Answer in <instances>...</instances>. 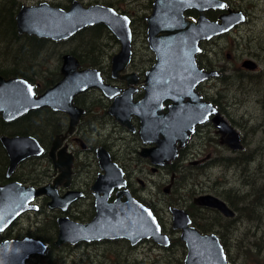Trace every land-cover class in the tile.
<instances>
[{
    "label": "flooded vegetation",
    "instance_id": "flooded-vegetation-1",
    "mask_svg": "<svg viewBox=\"0 0 264 264\" xmlns=\"http://www.w3.org/2000/svg\"><path fill=\"white\" fill-rule=\"evenodd\" d=\"M66 1L42 0L30 6L47 2L52 7L68 10L75 0ZM77 1L84 7L102 4L129 17L132 31L131 56L124 70L117 72L113 69V57L121 50L122 44L103 23L89 25L73 37L59 40L20 33L16 17L20 8L27 5L20 3L16 13H13L18 31V37L13 38V50L25 47L26 51L21 53L24 56L34 51H47L51 59L56 57L53 68L47 66L52 78L44 82L34 72L28 74L15 70L3 73L1 68L0 77L24 78L33 85L36 95H40L61 81L63 58L66 54H72L80 61L79 70L97 71L101 84L77 89L72 103L79 108V114L43 106L19 114L11 120L0 115V186L7 187L14 182L13 184L19 183L17 187L22 192L28 187H32L34 192L46 189L41 194H34L30 205L35 208L20 213L4 229H0V243L32 238L47 246L43 253H32L26 264H88L95 261L125 264L122 260L129 257L131 248L146 244L158 245L152 239L133 243L126 237L76 239L61 244H57V241L59 220L67 218L79 224H88L97 215L98 197H105L109 204L118 197L126 201L130 195L153 211L162 232L168 236L170 246L174 248V254L180 246L185 248V256L179 264H184L187 246L180 238L182 228L174 227L175 208L188 214L189 226L194 227L201 235L215 234L225 252L227 249V256L231 258L226 245L230 231L236 232L239 229L240 215L249 217L250 220L256 217L240 212L238 204L229 200L230 194L237 196L241 192L224 188L221 198L215 195L234 212V215L227 216L216 207L195 202L197 197L210 194L209 185L204 187V191L194 192L188 186V191L180 194L176 187L181 178L193 181L195 172L202 170L208 162L212 163L217 157L214 154L216 152L226 162L240 160L241 151L245 149H234L222 142L221 129L215 118L220 116L242 135V119L233 113V108L242 115L264 114V6L258 3L260 0H222L226 4L223 9L211 8L206 11L211 20H219L221 15L230 10H241L245 13L246 20L229 31L199 43L200 50L195 55L198 74L187 72L183 76L189 87L197 80L194 88L187 90L189 96L183 95L181 101L178 98H159V101L152 104L146 103V99L162 97L166 90L162 84H156L153 89V82L148 81L149 75L147 76L148 71L155 69L159 61L158 53L150 47L147 38L148 17L152 15L153 2L156 0ZM197 17L196 9L187 10L184 14V18L190 21ZM70 40L76 44L74 47H60V44ZM98 40L108 47H98ZM138 42L142 43L141 47ZM247 60L254 61L257 67L253 69L245 66ZM206 74L209 76L199 79ZM177 77L173 80V86H179L180 81L186 82L183 77ZM195 96L199 98V102L208 105L209 110L216 111L206 113V108H200L204 114L194 115L201 121L193 124L195 119L185 120L187 114H176L175 111L178 105H186ZM141 106L144 108L139 109ZM146 106L152 114H145ZM171 109L173 112L168 114ZM147 115L148 120L145 118ZM147 124L154 127H147ZM18 137L34 138L39 143L41 152L27 156L12 167L5 141ZM242 141L246 142L244 135ZM162 146L167 150H175L176 155L155 160L151 152ZM111 163L122 171V183L114 186L110 183L98 184L99 177L106 172L105 164ZM222 179L223 177L220 180ZM154 188L156 193L153 192ZM147 189L152 190L151 194H147ZM176 193L172 200L165 199ZM163 199L167 203L165 208L157 205V201L162 202ZM26 220L29 223L24 226ZM231 235L229 238L233 240L235 234ZM62 248L75 249V253L56 252ZM76 257L79 258L70 260ZM142 262L174 264L171 258L167 261L164 256Z\"/></svg>",
    "mask_w": 264,
    "mask_h": 264
},
{
    "label": "water",
    "instance_id": "water-1",
    "mask_svg": "<svg viewBox=\"0 0 264 264\" xmlns=\"http://www.w3.org/2000/svg\"><path fill=\"white\" fill-rule=\"evenodd\" d=\"M153 3L152 15L148 17L147 38L150 47L158 53L159 61L155 69L148 71L147 76L149 75L148 81L153 82V89H155L156 84H162L166 90H164L162 97H149L148 100L146 99V103L153 104L161 98L176 100L178 98L181 101L182 96L188 95L187 90L194 88L197 81H194L189 87V83L183 76L187 72L198 74L195 55L200 50L199 43L229 31L238 23L244 22L246 15L241 10H230L228 13L221 15L219 20H211L206 11L211 8L223 9L226 4L222 0H156ZM190 9L198 11L196 20L190 21L184 18L185 12ZM16 22L20 33L55 40L71 38L89 25L103 23L119 38L122 44L121 50L113 57V69L117 72L124 70L131 56L132 31L129 17L121 15L115 9L102 4L84 7L81 2L75 0L68 10L52 7L47 2L36 6L23 5L17 14ZM63 62L61 81L55 87L40 95H36L33 85L24 78L6 79L0 77V115L7 120H11L19 114L43 106H52L56 109L65 110L70 114H79V108L74 107L72 103L74 94L83 87L100 85L101 78L97 71L92 69L79 70L80 61L72 54H66ZM244 64L253 69L257 67L250 60L245 61ZM174 65H177V67L174 68ZM176 76L180 79L183 77L186 82L180 81L179 86H173V80ZM207 76L209 74L201 76L199 79ZM185 104L178 105L175 112L176 114H187L185 120L192 118L193 121L195 119L193 124L201 121L194 115L204 114L200 108H206V113L216 111L214 109L209 110V106L199 102V98L196 96L193 101L189 100ZM142 107L144 108V106H141L139 109H143ZM113 112L114 110H112ZM172 112L171 109L168 114ZM145 114H152L147 106ZM145 118L148 120V115ZM214 120L221 129L222 142L234 149L241 150L243 148L241 134L220 116ZM147 127H154V125H148ZM5 145L10 155L12 167L27 156L41 152L39 143L32 137L13 138L5 141ZM151 155L155 160H160L161 157L163 159L174 157L176 151L167 150L162 146L152 150ZM105 165L106 172L99 177L97 183H110L113 186L121 184L122 171L112 163L111 165ZM13 183L12 186H0V229H4L20 213L35 208L34 205H30L34 194H41L46 191L45 188H41L34 192L32 187H28V190L25 189L22 192V189L17 187L19 183ZM97 201V215L90 223L83 225L67 218L59 220L60 231L57 244L76 239L101 240L126 237L133 243L143 238H152L159 244L170 245L169 238L162 233L161 225L152 210L134 197L129 195L126 201H122L118 197L113 203L109 204L105 197H98ZM195 202L216 207L227 216L234 215L232 209L215 195L208 194L197 197ZM173 215L174 227L182 228L180 238L186 242L187 246L184 264H231L222 243L215 234L201 235L194 227L189 226L190 218L188 214L182 213L177 208L173 209ZM46 248V245L32 238L1 242L0 264H26L27 258L32 253H43Z\"/></svg>",
    "mask_w": 264,
    "mask_h": 264
},
{
    "label": "rangeland",
    "instance_id": "rangeland-1",
    "mask_svg": "<svg viewBox=\"0 0 264 264\" xmlns=\"http://www.w3.org/2000/svg\"><path fill=\"white\" fill-rule=\"evenodd\" d=\"M37 1L42 0H19L20 3L27 4V6L35 4V2ZM52 1L67 2L66 0ZM258 3L264 6V0H260L258 1ZM0 15H2V13ZM262 20L264 21V16ZM142 43L138 42L139 47L142 46ZM75 45L76 44L73 43L72 40H70L65 44H60V47L72 48ZM97 46L108 47L106 43H101V40H98ZM21 53L22 52L20 50H13V47H7L5 43L1 42V70L12 69L16 71H23L25 73L34 72L44 82L51 80L52 75L47 70V66L53 68L54 64L56 63V57H53L51 59L47 51H34L26 56L22 55ZM24 57L25 59H23ZM261 89H263V86L261 87ZM233 110V113L238 114V118L240 120L242 119L241 131L242 135L245 136L246 141L245 143L244 141L241 142L243 145L242 149L252 152L254 157L244 165L240 164L239 162H226L224 160V157H222L220 160L215 159L212 163L208 162L206 165H204L202 167V170L195 172L193 181L189 182V179L186 180L185 178H181L177 184L176 190L178 194H180L182 191H188L189 186L190 190H192L193 192L195 190L204 191V187L206 185H209L210 194L216 195L220 198L221 196H223L224 188L240 191V196L236 200H234L238 204L240 212H242V207H253L255 208L256 217L250 220L249 217L240 215L241 220H239V229L236 232L234 230L230 231L227 238L228 245H230V262L232 261L231 264H242L244 261H246V264H259L253 256H250V254L246 255V253H239L238 244L242 240V238L246 236H248V241L250 242L256 241L257 238H260L262 236L264 237V114H243L246 116V118H248V120H245L242 114L236 112V108H233ZM205 147L208 148L207 145H205ZM205 151L207 153L209 152L207 151V149H205ZM214 154H217V157H219V152H216ZM208 158H210V156L206 157V160ZM221 177H223L222 180H220ZM217 178H219V180H217ZM163 179L164 178H162V180ZM243 190H247L248 192L244 193ZM151 191V189H147L146 192L149 195L151 194ZM153 192L156 193L155 188ZM176 195L177 193L173 194L171 197L166 196L165 199L172 200L176 197ZM157 205L163 206L165 208V206H167V203H165L163 199L162 202L157 201ZM28 223L29 220H26L23 225L27 226ZM231 234H235L233 240L229 238ZM247 244V241L244 240L243 246L247 247ZM262 245L263 247L258 251L259 257L264 256V242L262 243ZM184 250L185 248L180 246L179 248H177V251L174 254V248L172 246L166 249L146 244L137 246L136 248H131L129 257L125 258L122 261L125 264H137L145 259L164 256L167 259L171 258L174 264H179V261L183 260V257L185 256ZM56 252L61 254H74L75 249L62 248L60 250H57ZM78 258L79 257H76L70 260H77ZM88 264L113 263H109V261H95ZM114 264L121 263L119 262Z\"/></svg>",
    "mask_w": 264,
    "mask_h": 264
},
{
    "label": "trees",
    "instance_id": "trees-1",
    "mask_svg": "<svg viewBox=\"0 0 264 264\" xmlns=\"http://www.w3.org/2000/svg\"><path fill=\"white\" fill-rule=\"evenodd\" d=\"M19 5H20V2H18L17 0H0V14L2 13V15H0V43L1 42L5 43L7 45V47H8V45L10 47H14L13 38L16 39L18 37L17 25L15 22L14 14L16 13ZM31 49H32V47L30 46V50ZM18 50H20L21 52H24V51H26V48L24 47V48H20ZM11 71H15V70H12V69L1 70V72H3V73H8ZM1 121L2 120L0 118V122ZM253 157H254V155L252 154V152L244 150V151H241V158L237 162L244 165L248 161H250ZM215 159L220 160L219 157L214 158V160ZM228 162H231V161L229 160ZM217 180H219V178H217ZM239 196L240 195L235 196V195L230 194L229 200L234 201ZM241 211L246 213L247 216L249 214L250 217L254 216L256 213L255 208H253V207H242ZM223 233H224V231H223ZM226 233H228V231ZM244 240L247 241V243H248L247 247L243 246ZM263 242H264L263 236L260 238H257L256 241H252V242L248 241V236L243 237L242 240L238 244V251H239V253H246V255L250 254V256H253L254 259L259 264H264V256H261V257L258 256V251L263 247V245H262ZM226 245H227L228 250H229L230 245H228L227 239H226ZM226 252H227V249H226ZM228 257H229V255H228ZM168 260L169 259H167V261ZM229 260H231V258ZM242 264H246V261H244Z\"/></svg>",
    "mask_w": 264,
    "mask_h": 264
},
{
    "label": "bare ground",
    "instance_id": "bare-ground-1",
    "mask_svg": "<svg viewBox=\"0 0 264 264\" xmlns=\"http://www.w3.org/2000/svg\"><path fill=\"white\" fill-rule=\"evenodd\" d=\"M145 227V226H144ZM146 228V227H145Z\"/></svg>",
    "mask_w": 264,
    "mask_h": 264
}]
</instances>
